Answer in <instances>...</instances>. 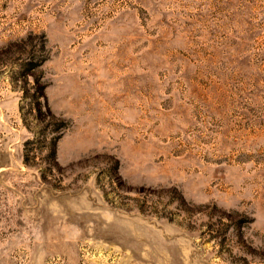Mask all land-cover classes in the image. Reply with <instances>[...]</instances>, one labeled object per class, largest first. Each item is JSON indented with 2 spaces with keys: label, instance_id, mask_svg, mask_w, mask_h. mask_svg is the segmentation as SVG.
Returning <instances> with one entry per match:
<instances>
[{
  "label": "rangeland",
  "instance_id": "1",
  "mask_svg": "<svg viewBox=\"0 0 264 264\" xmlns=\"http://www.w3.org/2000/svg\"><path fill=\"white\" fill-rule=\"evenodd\" d=\"M0 264H264V0H0Z\"/></svg>",
  "mask_w": 264,
  "mask_h": 264
}]
</instances>
